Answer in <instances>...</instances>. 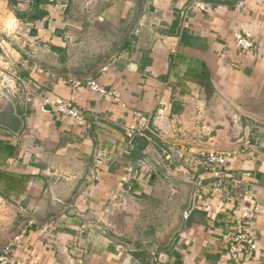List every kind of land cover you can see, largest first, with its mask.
Instances as JSON below:
<instances>
[{
    "label": "crops",
    "instance_id": "1",
    "mask_svg": "<svg viewBox=\"0 0 264 264\" xmlns=\"http://www.w3.org/2000/svg\"><path fill=\"white\" fill-rule=\"evenodd\" d=\"M8 11L21 22L0 31L9 264H264V0H0ZM90 78L119 98L73 90ZM57 98L84 121L58 116ZM204 149L243 150L232 202L207 192ZM240 210L257 249L233 262Z\"/></svg>",
    "mask_w": 264,
    "mask_h": 264
},
{
    "label": "built area",
    "instance_id": "2",
    "mask_svg": "<svg viewBox=\"0 0 264 264\" xmlns=\"http://www.w3.org/2000/svg\"><path fill=\"white\" fill-rule=\"evenodd\" d=\"M64 0H57V3H63ZM234 42L237 49L241 52L249 51L252 48V42L243 33H236L234 35ZM71 86L74 91L82 87L88 88L95 93L101 95H111L115 100L119 98V94L116 91H109L105 89L97 81H72ZM53 111L62 117H68L77 123H82L84 121L83 112L74 104L72 100H66L62 98H57L52 104ZM144 128L131 129L128 135H142ZM241 151H225L220 149H204L199 152L200 159L203 166L212 174V183L208 187L207 192L214 197H218L225 202H232L234 197L229 192L226 187L228 175L226 173L228 162ZM98 170V169H97ZM98 172V171H96ZM94 173V171H93ZM253 217L251 211L240 210L238 228L235 232L230 233L226 238V249L229 259L233 262H239L243 258L249 257L257 249V244L248 231V229L243 226L246 220ZM188 218V212L183 213V219ZM19 237H15L10 244L6 245L2 249L1 254L8 255L11 251L10 247L13 243H18ZM154 264H166V256L159 254L155 257Z\"/></svg>",
    "mask_w": 264,
    "mask_h": 264
},
{
    "label": "clouds",
    "instance_id": "3",
    "mask_svg": "<svg viewBox=\"0 0 264 264\" xmlns=\"http://www.w3.org/2000/svg\"><path fill=\"white\" fill-rule=\"evenodd\" d=\"M20 26L21 22L13 11H8L6 15L0 16V31L12 35L19 30Z\"/></svg>",
    "mask_w": 264,
    "mask_h": 264
},
{
    "label": "rangeland",
    "instance_id": "4",
    "mask_svg": "<svg viewBox=\"0 0 264 264\" xmlns=\"http://www.w3.org/2000/svg\"><path fill=\"white\" fill-rule=\"evenodd\" d=\"M12 240H13V238H12ZM12 240H10L6 245L10 244V242H12ZM1 251H2V249H0V260H2V262L0 261V264H9L8 260H10L11 251L8 255L1 254L2 253Z\"/></svg>",
    "mask_w": 264,
    "mask_h": 264
},
{
    "label": "trees",
    "instance_id": "5",
    "mask_svg": "<svg viewBox=\"0 0 264 264\" xmlns=\"http://www.w3.org/2000/svg\"><path fill=\"white\" fill-rule=\"evenodd\" d=\"M134 141L135 143L138 145V147L140 148H143L146 144H147V141L145 138L141 137L140 135L136 134L134 136Z\"/></svg>",
    "mask_w": 264,
    "mask_h": 264
},
{
    "label": "water",
    "instance_id": "6",
    "mask_svg": "<svg viewBox=\"0 0 264 264\" xmlns=\"http://www.w3.org/2000/svg\"><path fill=\"white\" fill-rule=\"evenodd\" d=\"M92 79L90 78V79H88V81H91ZM1 87V86H0ZM1 89V88H0Z\"/></svg>",
    "mask_w": 264,
    "mask_h": 264
}]
</instances>
